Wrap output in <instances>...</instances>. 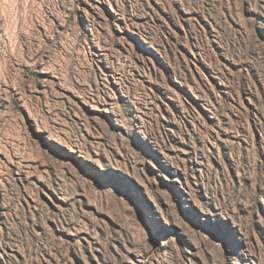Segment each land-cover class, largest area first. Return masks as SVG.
I'll list each match as a JSON object with an SVG mask.
<instances>
[{"label": "rangeland", "instance_id": "1", "mask_svg": "<svg viewBox=\"0 0 264 264\" xmlns=\"http://www.w3.org/2000/svg\"><path fill=\"white\" fill-rule=\"evenodd\" d=\"M0 264H264V0H0Z\"/></svg>", "mask_w": 264, "mask_h": 264}]
</instances>
